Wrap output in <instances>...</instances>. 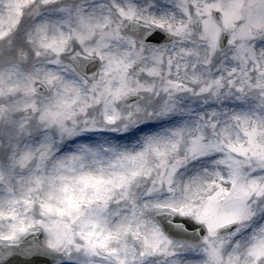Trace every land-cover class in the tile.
Listing matches in <instances>:
<instances>
[{
    "label": "snow or ice",
    "instance_id": "1",
    "mask_svg": "<svg viewBox=\"0 0 264 264\" xmlns=\"http://www.w3.org/2000/svg\"><path fill=\"white\" fill-rule=\"evenodd\" d=\"M0 264H264V0H0Z\"/></svg>",
    "mask_w": 264,
    "mask_h": 264
}]
</instances>
